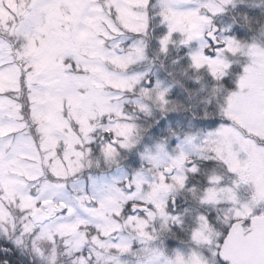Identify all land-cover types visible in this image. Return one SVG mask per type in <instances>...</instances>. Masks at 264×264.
I'll return each mask as SVG.
<instances>
[{
	"label": "snow or ice",
	"instance_id": "1",
	"mask_svg": "<svg viewBox=\"0 0 264 264\" xmlns=\"http://www.w3.org/2000/svg\"><path fill=\"white\" fill-rule=\"evenodd\" d=\"M0 264H264V0H0Z\"/></svg>",
	"mask_w": 264,
	"mask_h": 264
}]
</instances>
